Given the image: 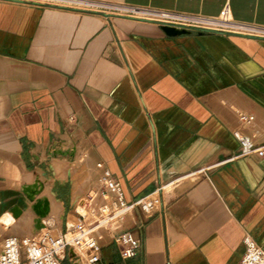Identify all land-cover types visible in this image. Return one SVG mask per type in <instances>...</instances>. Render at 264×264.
I'll return each instance as SVG.
<instances>
[{
  "label": "crops",
  "instance_id": "0c3cea01",
  "mask_svg": "<svg viewBox=\"0 0 264 264\" xmlns=\"http://www.w3.org/2000/svg\"><path fill=\"white\" fill-rule=\"evenodd\" d=\"M60 1L0 0V217L17 206L21 220L32 206L29 164L67 155V137L81 140L127 203L163 188L152 215L136 208L122 215L127 226L95 230L99 264H239L245 233L264 249V158L238 157L235 139L264 145V36H168L158 19L134 12L207 20L227 12L264 33V0ZM52 178L57 204L82 212L65 179ZM89 193L97 191L78 201ZM69 217L78 218L67 214L70 230ZM126 230L140 241L131 259L113 242ZM64 263L74 264L68 254Z\"/></svg>",
  "mask_w": 264,
  "mask_h": 264
},
{
  "label": "built area",
  "instance_id": "2783aa9c",
  "mask_svg": "<svg viewBox=\"0 0 264 264\" xmlns=\"http://www.w3.org/2000/svg\"><path fill=\"white\" fill-rule=\"evenodd\" d=\"M138 17H147L158 19L164 26L174 27L178 30L213 32L221 31L245 36H264L260 29L235 25L232 23L227 12L216 20H207L200 17L182 16L170 13L155 12L135 9ZM224 17H227L225 19ZM211 25L217 27H204ZM260 32V33H257ZM235 139L239 143L240 153L238 157L257 156L264 158V145H256L249 137L235 134ZM100 172V196H106L111 199L114 208L108 212L100 210L99 217L92 223L89 222L88 215H79V222L70 230L66 227L64 232L57 237L51 236L48 232L34 236L21 237L10 235L0 240V264H62L66 255L74 264L82 261L86 264H99L100 262V244L94 236L96 228L103 227L109 223L110 218L125 214L134 209H139L145 216H150L161 206L162 187H158L154 192L135 201L127 203L124 200L122 189L117 180L111 173L98 165ZM86 207V206H85ZM79 214V213H78ZM110 217V218H109ZM108 218V219H107ZM9 241H15L9 245ZM114 245L122 259L133 258L140 249L139 239L129 230L119 233L113 239ZM244 254L239 264H264V249L247 233L243 238ZM11 249L16 261H12L9 256ZM39 252V255H35Z\"/></svg>",
  "mask_w": 264,
  "mask_h": 264
},
{
  "label": "rangeland",
  "instance_id": "374dc122",
  "mask_svg": "<svg viewBox=\"0 0 264 264\" xmlns=\"http://www.w3.org/2000/svg\"><path fill=\"white\" fill-rule=\"evenodd\" d=\"M24 2H28V3H36V2H45V1H52V2H61L60 0H21ZM61 3H64L63 1ZM66 3V2H65ZM65 5L67 6H78V7H82V5H78L77 3L74 2H67ZM204 27H213L215 29H217V27L214 26H209V25H205ZM1 77H3V75H0ZM71 142V144L66 145L64 149H66V153L67 155H54L51 156L55 157L56 160H64L65 162H59L58 164H54L56 161L55 159L51 160V158L47 159L45 161V164H43L42 167L39 168V165H37L36 163L33 164H29L28 166V171L31 172L32 174H35V178H34V183H37L36 181L39 180L40 184H37V188L41 187L42 185V190L41 192L35 197L34 201L37 200H44L46 197H48L49 195H52L50 193V187L53 191L54 186L56 185V180H54L52 178L53 176V171H54V175L56 177V179L58 180H63L65 179L64 184L65 189H71L72 187V196H73V203L74 205L78 206L77 204L79 203L78 199H80L85 192L91 190V191H97L98 192V196H100V191H98L101 187L100 185V181L98 179V175H99V170L97 169L96 165L97 162L95 161L93 155L90 153V151H88L83 143H81V140L74 142L73 140L71 141L70 138L65 137V142ZM74 150H76V161L75 164H71V162L73 159L69 157V154H71V152ZM61 157L65 158V159H61ZM67 159V160H66ZM51 160V161H50ZM67 162V163H66ZM70 165H69V164ZM66 174L70 175V178L66 177ZM47 180V181H46ZM0 181H2V183H0V189L3 188L4 181L2 178H0ZM47 182V183H46ZM32 184V185H33ZM7 186H13V190H15L16 195H20V199L22 198V194H24L23 190L20 188V184L18 183H12V184H6ZM91 193L87 194L85 196V213H90L93 210H95V205L94 202L91 200ZM107 201L108 205L111 206V199L110 198H105L104 201ZM22 201V205L23 207L26 208L25 206V202ZM55 202V201H54ZM32 204V203H31ZM65 204L63 206V208H61L59 206V204H54L53 206V212H51L46 218V224L49 225V229H48V233L53 236V237H57L61 234V231L63 232L65 230V223H66V217L67 214L73 213L74 216H76L79 220V215H82L81 213L79 214H74V207L70 205V200L65 201ZM92 204L91 209L89 208V205ZM75 206V210H77V207ZM79 208V207H78ZM93 209V210H92ZM57 211V212H56ZM97 211V210H96ZM55 213V214H54ZM94 213V211L92 212ZM63 214V215H62ZM2 215V213L0 212V216ZM13 216V215H12ZM89 216V215H88ZM94 217L91 218V216L89 217V222L92 223L93 221H95L97 219V212H95L93 214ZM41 219V223L44 225L45 219ZM122 216H119L117 218L114 219V221L112 223H114V227L115 229H118L119 227H121L122 225H128L129 223L124 220ZM38 219L35 214L33 213L32 209L29 208L24 216L21 218V220H19L18 223H14L11 224L10 226H5L3 224H0V240L4 239L5 237H8L10 235H18L21 237H28V236H34L37 235L35 229H34V221ZM16 220V219H15ZM91 220V221H90ZM123 220V221H122ZM52 221H55V224L52 223ZM79 221L75 220L72 217H69V224H70V228H73ZM22 225V226H21ZM54 225V226H53ZM113 225V224H112ZM107 228V227H106ZM107 231H105L104 233L102 232L101 234H106L109 232V229H106ZM32 231V232H31ZM33 231H35L36 233H33ZM96 232H101V230H97ZM102 235V236H103ZM103 239V237H102ZM102 239L100 241H102ZM67 264V263H64ZM83 264V263H82Z\"/></svg>",
  "mask_w": 264,
  "mask_h": 264
},
{
  "label": "bare ground",
  "instance_id": "6f19581e",
  "mask_svg": "<svg viewBox=\"0 0 264 264\" xmlns=\"http://www.w3.org/2000/svg\"><path fill=\"white\" fill-rule=\"evenodd\" d=\"M68 2V1H67ZM69 2H74V1H69ZM74 3H76V2H74ZM78 5H84V4H82V3H77ZM150 19V18H149ZM257 33H260V32H257ZM236 134H239V135H244V134H242V133H236ZM100 163H98L97 165H96V167H97V169L99 170V168H98V165H99ZM37 183H35V184H33V185H31V186H27L26 188H24V190H25V192H26V194H27V196H28V200L32 203V206H31V209H32V211H33V213L35 214V216L38 218V219H36L35 221H34V229H35V231L37 232L36 234L38 235V234H41V233H45V232H48V230H47V227L45 226V225H43L42 223H41V219H44V218H46L49 214H50V212H53V205L55 204V202H56V199L54 198V196L53 195H49L48 197H46L44 200H37V201H34V199H35V197L41 192V190H42V185H41V187H39V188H37V184L39 185L40 184V182H39V180L38 181H36ZM99 191V190H98ZM94 192V191H93ZM98 193V192H97ZM97 193L95 194V193H92L91 195H92V197H91V200H92V198H93V202H94V205H95V207L97 208V210H98V212H97V219H98V217H99V213H100V210L101 209H104V212H108V211H110V210H112L113 208L111 207V206H109L108 205V203H107V201L105 200L104 201V199L105 198H108V197H106V196H98L97 195ZM55 201V202H54ZM85 199H83V200H81L77 205H78V207L81 209V211L82 212H78V211H76L77 213H81L82 215H89V213L87 212V213H85ZM57 203H59V202H56V204ZM61 206V205H60ZM77 207V206H76ZM91 207H92V204L91 205H89V208L91 209ZM44 208L46 209V212H44ZM57 212V211H56ZM55 214V213H54ZM126 214V213H125ZM13 215V214H12ZM21 215V211H20V213L18 214V216L17 217H14L13 216V218L14 219H18L19 218V216ZM122 215H124V214H119V215H116V216H114V217H112V218H110L108 221H110L109 223H107V224H104V226L102 227V228H106V227H108L111 223H112V221H113V219L114 218H117V217H119V216H122ZM108 219V218H107ZM99 228H101V227H99ZM96 229H98V228H96ZM95 229V230H96ZM95 232V231H94ZM86 264L85 262H82V261H80V262H78V263H76V264Z\"/></svg>",
  "mask_w": 264,
  "mask_h": 264
},
{
  "label": "water",
  "instance_id": "95a60500",
  "mask_svg": "<svg viewBox=\"0 0 264 264\" xmlns=\"http://www.w3.org/2000/svg\"><path fill=\"white\" fill-rule=\"evenodd\" d=\"M161 30L163 33H165L168 36H180V35H188L190 34L189 31L187 30H178L174 27H169V26H161ZM62 155H65V153H62ZM70 156H73L72 154ZM44 212H46V209L44 208ZM11 213L13 214L14 217H17L18 214L20 213V209L15 206L12 210Z\"/></svg>",
  "mask_w": 264,
  "mask_h": 264
},
{
  "label": "clouds",
  "instance_id": "9594fccd",
  "mask_svg": "<svg viewBox=\"0 0 264 264\" xmlns=\"http://www.w3.org/2000/svg\"><path fill=\"white\" fill-rule=\"evenodd\" d=\"M15 221V219L13 218V216L11 215L10 212H6L4 213V215L2 217H0V224L7 226H10L11 224H13ZM15 241H9V245L14 244ZM15 252V249H11V251L9 252V256L11 257L12 261H16V256L13 254ZM35 255H39V252H36ZM2 259V258H0Z\"/></svg>",
  "mask_w": 264,
  "mask_h": 264
},
{
  "label": "trees",
  "instance_id": "16d2710c",
  "mask_svg": "<svg viewBox=\"0 0 264 264\" xmlns=\"http://www.w3.org/2000/svg\"><path fill=\"white\" fill-rule=\"evenodd\" d=\"M64 190H65V192H64V193H67V192H66V191H67V189H65V188H64Z\"/></svg>",
  "mask_w": 264,
  "mask_h": 264
}]
</instances>
